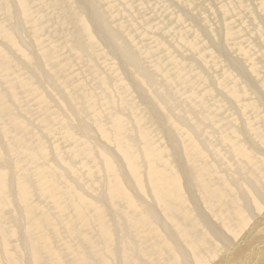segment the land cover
Listing matches in <instances>:
<instances>
[{
  "label": "bare ground",
  "instance_id": "bare-ground-1",
  "mask_svg": "<svg viewBox=\"0 0 264 264\" xmlns=\"http://www.w3.org/2000/svg\"><path fill=\"white\" fill-rule=\"evenodd\" d=\"M8 1L0 0V264L264 261V156L213 106L227 94L242 106L241 86H231L219 58L207 66L194 52L184 57V50L205 49L184 39L187 30L164 34L153 0H133L134 9L130 0L123 8L114 0H79L80 7L73 0H14L23 22L18 15L12 21ZM87 7L88 19L81 11ZM138 9L142 18L134 12L132 22L125 10ZM144 9L154 13L144 18ZM98 41L124 60V77L106 64ZM20 43L17 60L3 45ZM177 43L182 50H173ZM42 60L46 67L37 65ZM78 63L95 78L91 87ZM211 80L219 83L209 97L200 88ZM126 81L140 89L141 101L167 107L157 115L151 109L156 123L164 118L163 139L153 136L154 122ZM251 98L244 126L264 147V108ZM81 119L89 125L79 132ZM134 135L144 141L132 144ZM108 138L115 152L102 144ZM255 229L259 238L246 245Z\"/></svg>",
  "mask_w": 264,
  "mask_h": 264
},
{
  "label": "rangeland",
  "instance_id": "rangeland-1",
  "mask_svg": "<svg viewBox=\"0 0 264 264\" xmlns=\"http://www.w3.org/2000/svg\"><path fill=\"white\" fill-rule=\"evenodd\" d=\"M75 3L77 1L78 7L81 6L79 0H73ZM116 3H120L119 5L123 8L126 6V0H114ZM132 4V9L136 8V5H134L133 0L128 1ZM155 3L154 11H157L156 17L154 22L156 26L160 28V30L166 34L171 33L167 31L170 27L176 28V30L183 31L187 30L188 35L191 34L190 38L186 35L184 39L188 42L193 43L194 45H198V47H202L205 49V55L203 53H200V50L196 47L190 48L191 51H185L183 56L189 59L190 54L192 52L196 53V59L201 60V64L210 66L217 65L218 60L216 56L219 58V64L223 66V68L226 70V73L231 76L233 79L231 81V86H233L235 83L240 84L241 86V97H242V106L238 105V101L234 97V95L227 94L224 95L223 98L220 100L219 104H213L214 107H219V112L222 115L221 119L224 117L226 120H228L233 128L237 129L242 136L244 137V141L251 143L253 147L264 156V147H260L255 144L253 141L251 135L248 133V131L245 129V121L249 119L250 111H248L247 106L250 101H252V97L259 100L261 102V106L264 108V0H153ZM10 8L13 9L14 15L12 18V21L14 22L17 19V15L20 19H22L23 22V10L22 6H18L16 4V1L9 0L8 1ZM147 3V2H146ZM187 4L190 6V8H185L184 6H181L182 4ZM148 4V3H147ZM128 5V4H127ZM89 8H91L89 6ZM145 8V7H144ZM148 10L149 7L146 6ZM88 7L85 9V11H82L86 17L88 16L87 12ZM46 10H48L46 8ZM63 11V9H61ZM91 9H89L90 11ZM143 13V17H147L154 12L151 10L145 11ZM127 14L129 13L130 16L133 15V17H130L132 19V22L134 21V15L136 14V18H139L140 10L129 12L126 11ZM135 12V14H134ZM139 13V14H137ZM162 14H166L164 17ZM142 18V16L140 17ZM88 19V17L86 18ZM91 19V18H89ZM92 20V19H91ZM94 21V20H93ZM91 23L92 21L89 20ZM61 24V23H59ZM229 26L228 31L232 32L235 35V39L233 43H229L224 37L223 30H226L225 27ZM28 26H24V28H27ZM70 26L69 28H71ZM23 27L17 28L18 34L20 35L19 38L21 39V42L24 39H27L25 35L22 36V33L25 31ZM140 27L136 26L134 30L132 31V35L134 34L135 29H139ZM196 35V37L194 36ZM157 37H160V34H155ZM28 36L30 37L29 33ZM134 36V35H133ZM31 38V37H30ZM173 38V35H172ZM137 43L139 45H143V41L139 38H135ZM101 48L107 53L108 55V61L106 64H111L112 66H116L118 68V71L121 73V75L124 77V71L128 70L125 68L124 60L121 58V56L113 51V49H108L105 47L100 41H98ZM21 43L19 45L15 44H5L3 45L6 47V51L13 55L15 59H20V57L17 54H14L15 47H20ZM170 45V43L168 44ZM182 50L181 44H175L174 45V51L176 50ZM191 58H194L191 56ZM97 59V57H96ZM186 59V60H187ZM240 65V74L237 75L235 72V66L234 65ZM94 63V62H93ZM18 65L24 64V61L17 62ZM37 65H40L42 67H46L43 60L39 62ZM81 67L79 71L81 72L84 69H86L83 72L82 79L86 83H88L91 87V84L94 83L93 80L95 78L93 76L89 75L88 69L84 65L77 64V68ZM91 67H93L90 64ZM197 66V65H195ZM85 67V68H84ZM105 66H102V69ZM199 68V66H197ZM201 69V68H200ZM199 69V70H200ZM87 72V73H85ZM203 70L201 69L199 73L202 74ZM87 74V75H86ZM88 75L90 77H88ZM85 77V78H84ZM93 78V80L91 79ZM212 77V76H211ZM214 77V76H213ZM90 78V79H89ZM210 77H208L209 79ZM222 78V77H221ZM92 80V81H91ZM130 80V79H129ZM90 81L92 83H90ZM212 83L206 87L203 85L200 90L202 94H205L203 90L210 91L211 96H216L215 90L217 89V85L219 83L218 80L214 81L211 80ZM96 82V80H95ZM127 82V81H126ZM132 90L133 93H136L135 100H137V104L141 107L142 110H146L148 115H150L152 121L154 122L155 127H153V136L155 138H158L160 136L161 139L164 138L163 132L160 131V126L164 123V118L160 122L156 123L155 115H157V110L164 108L167 109L165 105L160 104L159 102L155 101L156 104L148 102L147 104L140 99H138V91L140 90L137 86L136 89L133 86V83L127 82ZM198 91V93L200 92ZM142 91V90H141ZM188 93H192V91L187 90ZM45 95V94H43ZM42 95V96H43ZM209 97H202L205 101H210ZM43 99L47 100V97H44ZM214 101H216L214 99ZM212 103V101H210ZM64 105V103H62ZM154 105V106H153ZM117 106V103H116ZM154 111L155 115L152 114V110ZM264 112V111H263ZM118 116H120V113H116ZM170 114V113H169ZM167 114V116H169ZM68 116L67 114H65ZM159 124V125H158ZM89 123L84 125L82 123V119L80 120L78 131L81 132V128L84 126H88ZM128 125H131L130 122H128ZM160 132V133H159ZM139 135H134L132 137V144L136 143L137 141H144V139ZM90 139L96 143H100V138L94 134V132H91ZM84 140H88L86 136H84ZM104 147L108 149L111 152H115L117 150V146H115L111 138L106 139L102 142ZM143 144V143H142ZM97 171H96V183L100 184L101 179L104 176V165L102 162H98L97 164ZM126 188H130V185L128 183H124ZM247 193L248 196H251V190H250V183H247ZM264 212V208L261 210V212L258 213V215L262 214ZM258 215L253 218V220H257ZM264 213L262 214V216ZM264 217V216H263ZM251 220L250 223L253 222ZM259 229H262L259 228ZM255 229L252 234H250V240L252 238V241H249V244L255 243L253 240L254 235H258V230ZM257 230V231H256ZM260 231V230H259ZM255 232V233H254ZM261 236V235H259ZM257 238H259L257 236ZM251 242V243H250ZM232 251V250H231ZM228 251L226 252L227 255ZM229 254V253H228ZM241 254H237L238 258H241ZM235 257V256H234ZM236 257V258H237ZM242 259V258H241ZM235 260V259H234ZM253 259H251L252 262ZM259 264H264V261L260 262Z\"/></svg>",
  "mask_w": 264,
  "mask_h": 264
},
{
  "label": "water",
  "instance_id": "water-1",
  "mask_svg": "<svg viewBox=\"0 0 264 264\" xmlns=\"http://www.w3.org/2000/svg\"><path fill=\"white\" fill-rule=\"evenodd\" d=\"M247 244H249V241H248V243H246V245H247Z\"/></svg>",
  "mask_w": 264,
  "mask_h": 264
}]
</instances>
